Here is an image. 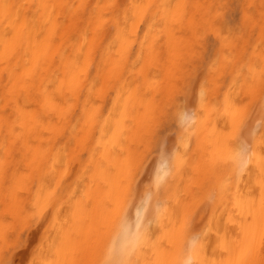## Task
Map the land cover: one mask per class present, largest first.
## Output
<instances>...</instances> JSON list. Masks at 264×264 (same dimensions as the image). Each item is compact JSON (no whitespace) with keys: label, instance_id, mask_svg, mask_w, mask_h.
<instances>
[{"label":"rangeland","instance_id":"obj_1","mask_svg":"<svg viewBox=\"0 0 264 264\" xmlns=\"http://www.w3.org/2000/svg\"><path fill=\"white\" fill-rule=\"evenodd\" d=\"M213 1L211 7L200 3V8L211 10L202 11V21L196 17L198 33L188 40L189 34L183 32L189 44L183 47L181 40V81L157 84L155 88L168 89V94L154 89L152 99L148 97L154 111L150 122L127 144L133 158L124 164L125 171L121 166L125 176L117 193L105 192L102 171L94 162L101 131L89 128L85 114L75 110V116H82L84 130L69 132V145L59 156L63 159L57 160L56 172L47 182L51 197H36L37 181L28 180L27 188L34 194L15 195L11 185V193L3 199L7 207L3 201L0 204L4 226L0 264H106L110 256L118 255L117 242L129 238L133 218L142 214L144 206L148 208L146 203L154 216L150 211L142 223L145 227L137 230L141 241L133 239L143 247L146 238L156 248L181 240L186 251L187 232L210 249L218 226L233 222L235 214L241 218L239 210H254L247 221L255 216L262 221L261 229L253 233L260 234L262 250L250 264H264V0ZM210 11L213 14L205 18ZM135 49L134 44V54ZM136 80L138 88L148 86L141 84V75ZM114 95L110 88L92 103L101 104L107 116ZM17 153L18 158L13 157L19 161ZM169 204L175 205L171 209ZM129 243L122 244L120 263H131L132 256L123 255L127 244L129 250L140 245L134 242L129 247ZM148 244L147 256L152 249Z\"/></svg>","mask_w":264,"mask_h":264},{"label":"bare ground","instance_id":"obj_2","mask_svg":"<svg viewBox=\"0 0 264 264\" xmlns=\"http://www.w3.org/2000/svg\"><path fill=\"white\" fill-rule=\"evenodd\" d=\"M210 1L0 0V204L11 193V185L15 195L20 191L27 192L26 195L36 191L33 193L36 197H51L52 190L50 188L49 192L50 184L47 182L53 178L61 149L69 145V132L84 130L82 116H75V110L85 114L89 128L101 131L97 142L99 156L94 162L102 171L105 192L116 194L125 176L122 167L131 156L127 144L139 135L152 117L154 107L149 98L152 99L154 89L168 94V89H157V84L181 81V40L183 47L189 44L185 42L183 32L189 34L188 40L190 35L198 33L194 31L196 17L201 20L202 11L211 10L200 8L204 6L203 2L213 6L214 1ZM211 12L205 18L213 14ZM134 44L135 54L132 53ZM154 70L158 76L153 75ZM138 74L142 80L139 82L148 86L137 87ZM110 88L115 95L110 114L105 116L102 105L92 101ZM150 88L152 92L149 94L147 89ZM16 150L19 161L14 158ZM127 169L129 171L130 167ZM28 180L37 181L35 191L30 192L27 188L25 182ZM6 200L2 202L4 207ZM169 203L174 202L170 200ZM21 204L22 201L18 205ZM146 204L148 208L144 206L140 217H132L133 231L129 228V238L117 242L118 255L108 258L115 262L113 264L122 262V244L126 245L133 238L139 239L137 230L144 226L142 223L153 210L150 203ZM11 206L12 209L17 208V204ZM239 211L241 218L235 214L232 221L241 222L228 220L230 224L226 225L224 221L226 226H218L210 249L202 242L193 241L192 234L187 232L188 252L182 247L181 240L176 245H168L167 238H164L165 250L164 245L157 241L161 251L157 245L148 244L145 238L143 247L133 239L131 244L140 245L129 250L127 244V252L124 250L123 255L129 253L127 257L130 259L132 256L131 263L138 261V264H250L253 256L259 257L262 250L260 234H253L261 229L262 221L256 216L251 218V222L247 221L250 210ZM166 216L170 217L171 211L170 216ZM129 220L128 224L125 222V228L130 226ZM3 227L0 221V236ZM147 244L152 247L149 256L147 251L144 252ZM127 257H123L125 263ZM128 263L131 264L130 261Z\"/></svg>","mask_w":264,"mask_h":264}]
</instances>
